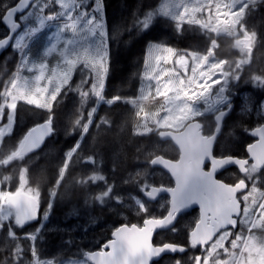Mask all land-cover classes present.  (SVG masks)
I'll use <instances>...</instances> for the list:
<instances>
[{
  "label": "snow or ice",
  "instance_id": "1",
  "mask_svg": "<svg viewBox=\"0 0 264 264\" xmlns=\"http://www.w3.org/2000/svg\"><path fill=\"white\" fill-rule=\"evenodd\" d=\"M241 3L242 0H207L206 4L197 3L191 7L185 5L184 10L174 15L168 23L177 31H183L182 26L187 23L199 25L207 33L224 32L232 36L237 34L239 25L245 22V10L264 5V0H250L237 12L236 9ZM56 5H59L62 11H58ZM103 9V0H94V3L90 4H86L85 0H16L14 4L0 0V24H4L8 30L7 38H0V49L10 44L14 51L18 50L20 53L18 67L32 72L37 66L27 67L30 62L29 41L38 40L43 34L42 29L50 30L55 27L56 31L47 38L43 56L59 51L63 64L59 72L53 68L50 75H45L48 65L41 63L38 66L39 74L35 75L34 81L25 79L21 83L10 78L4 83V89L0 92V98L3 99V103H0V123L3 125L0 127V139H3L6 133L12 132L16 110L21 101L26 105H34L35 109L46 111L39 114L42 123H35L19 139L18 145L9 147L0 154V165L9 166L13 161H23L28 154L41 148L46 137L49 138L56 132V109L62 103L66 92L78 91L81 109L93 97L96 104L113 105L123 100L119 94L110 99L106 98L110 62L109 36L105 31ZM205 9L207 20L202 19ZM138 13L139 9L132 12L130 26L126 31L135 28L136 34L141 35L154 24H159V20L153 23V16L158 14L155 8L144 12L143 19ZM165 15L169 14L165 12ZM247 30L245 26L244 40L238 42L245 46L250 45L254 39L247 35ZM68 33H71V37L62 39V34ZM97 35L99 39L95 41L94 47L84 48L83 52L76 50L75 46H78L79 41ZM115 38L116 35L111 36V39ZM208 39L211 41V47L203 55L195 51L182 52L174 47H165L161 41L148 40L144 60L148 70L144 72L143 78L155 81V96L163 98V102L156 101L153 104L155 111L148 112L141 107L136 112L137 117L143 113V123L138 124L134 130L136 135L145 136L155 131L160 138H171L178 145L188 147V155L194 161L190 175L183 170L177 171L166 158H153L156 154L149 152L142 166L148 170L137 171L134 175L129 174L124 178L122 185L127 187L105 184L99 189V195H95L92 191L93 184L106 178L99 174L96 167L89 168L88 162L80 155L83 151L82 141H86L90 127L95 123L97 108L93 107L86 117L75 120V126L81 130V139H76L74 146L67 149L54 179L48 181L51 187L47 199L40 181L36 182L35 188L28 186L27 165L18 168L19 187H16L15 191L0 190V236L4 237L5 242L9 238L13 242L17 240L18 235L14 228H24L28 222L39 223L41 213L43 219L47 220L55 207L56 199H71L75 187L84 191L85 205H110L117 215L127 206L129 211L142 220V225L123 223L114 227L112 238L101 246L113 251L104 254L80 249L72 252L70 246L73 242L66 241L68 251L50 259L48 264H88L89 261L92 264H120L115 258V253H126L130 242L137 246L133 249V254L127 256L124 264H154L155 260L163 256L171 257L170 264H264V203L259 202L264 199V191H261L264 189V178L258 177L260 171L264 170V117L257 121L256 126L245 129L251 136L258 137L255 143L247 145V156L234 157L227 151L214 155L211 151L212 170L207 171L209 162L206 157L222 133L225 118L234 111L232 82H238L244 71L240 65L233 70L228 60L215 59L214 49L217 42L211 35ZM125 43L130 44L131 41ZM77 69L81 79L73 88L71 81ZM250 80L264 85V74L254 73ZM213 94L214 104L222 105V108L209 104V98ZM150 97L151 93L146 95L141 89L137 99L124 102L135 105L141 100H149ZM201 100L205 102L203 110L196 106ZM256 103L260 110H264V100H258ZM248 104L249 101L245 100L241 105L242 110H247ZM225 108L227 112L223 110ZM210 110L214 113L217 125L215 136L211 138L202 134L204 124L202 119H198L206 118V113ZM77 116H80L79 112ZM105 121L107 124L112 123L107 117H101V124L97 127ZM138 151L143 152L146 149ZM92 160L93 157L88 156V161ZM200 160L204 161V171H201L200 164L196 162ZM231 165L238 168L239 174L230 173L235 181L230 184L218 178V173ZM161 167L170 173L171 181L175 178V187L171 182L156 184L150 178L151 171ZM77 168L81 170L77 172ZM89 172L92 174L89 175ZM69 177L71 179L65 184ZM11 178L4 177L5 180ZM61 187L64 188L63 192L60 191ZM121 189H135L142 196L138 198L132 191L121 192ZM245 193L252 196L251 206L247 204L249 196L244 195ZM164 194H167L166 199ZM157 205L163 211H157ZM196 205L199 206L198 214L182 227L181 218L187 210L196 212ZM236 213L238 214L234 215ZM253 216L254 220L251 218ZM237 229L240 231H236ZM244 229L248 230L249 235H244ZM257 229L260 230V238L252 234ZM40 231L41 228L36 227L25 235L24 239L35 241L37 236L34 233ZM180 232H185L183 242L167 238V234L175 236ZM154 233L165 234V237L157 241L154 239ZM3 251L0 264H10V261L11 264H21V261L33 264V255L37 260L45 259L35 246L31 247L30 254L27 249L18 247L19 255L16 257H13L8 248Z\"/></svg>",
  "mask_w": 264,
  "mask_h": 264
},
{
  "label": "trees",
  "instance_id": "2",
  "mask_svg": "<svg viewBox=\"0 0 264 264\" xmlns=\"http://www.w3.org/2000/svg\"><path fill=\"white\" fill-rule=\"evenodd\" d=\"M7 2L14 4L16 0H7ZM103 3L106 10L109 9L112 14L111 20L114 19L116 22L115 34L120 36V33L127 32L126 29L130 26L133 11L139 9L138 15L143 19L144 12L150 11L152 8H155L158 13L162 0H103ZM157 15H154L153 18ZM157 20L164 21L167 25L154 24L141 35H137L135 28H133L132 31H129L128 35L130 36L128 37L134 40L135 43L126 52H119L116 58L111 61L108 86L105 90L106 98L110 99L112 96L119 94L123 100L113 105L96 104L93 97L81 109L78 91L66 92L62 98V103L56 109V132L47 140L43 148L26 156L21 164H17L15 161L9 166H0V180L4 181V187H9L11 190L14 189L17 186L16 174L18 168H23L27 165L29 168L26 176L29 181L28 186L35 188L37 186L36 182L40 181L41 189L45 199H47L49 188L51 187L48 181L54 179L58 165L67 149L74 146L76 139H81V130L78 126H75V120L86 117L87 112L91 111L93 107L97 108V113L94 116L95 123L90 127L86 141H82L83 151L80 155L88 162L89 168L96 167L99 169V174L106 178L104 181H98L93 184L92 191L95 195H99V189L103 188L105 184L122 185L123 179L128 177L129 174L134 175L136 171H147L148 169H144L142 166L144 158L149 152H154L156 155H163L170 159L178 157L175 147L169 142L160 141L157 133L145 136L135 134L134 130L142 122L143 117V113H141L140 117H137L136 112L141 107H144L145 111L148 112L155 111L156 108L153 107V104L156 102L149 101L133 105L125 103L124 100L138 98L145 66L146 43L149 39L161 41L169 47L204 53L211 43L208 39L210 34L204 35L198 30L197 26L187 24H183V31H177L169 25L168 21H171L170 19L157 16L153 23ZM243 24L248 29L247 34L254 37L250 57L251 63L242 66L244 69L243 76L238 82H232L231 91L232 99L235 98V94L238 95L236 98L238 105L243 100H248L250 112H254L258 108L256 102L260 98L264 100V91L260 89L261 85L250 80L254 73L264 74V5L253 10L249 9ZM6 33V29L0 24V38L4 37ZM211 36L218 42V47L214 50V56L219 59H228L231 68L236 70L237 57H241L240 51L237 53V51L233 52L230 49V38L225 36L214 37L212 34ZM129 38H127V41ZM19 60L18 52L12 48L0 56V92L4 89V83L9 81L15 73ZM80 79L81 76L77 77V73L73 76L71 81L73 88L79 84ZM25 110L27 114L36 116V118L30 121L31 117L22 116ZM42 112L44 111L21 102L16 110L14 130L10 136H6L3 139L0 154L5 152L7 148L18 145L19 139L22 138L27 130L35 123L42 121L39 118V114ZM77 112L80 113L79 117ZM101 117H107L112 123L107 124V121H105L98 128L97 125L101 124ZM236 117L237 120L231 117L226 118L223 127L224 137L229 136V128L232 126L247 128L254 126L253 124L257 121L254 115L248 119L242 115H236ZM204 119H207L204 120V128L205 133H208L214 128L213 116H207ZM238 135L240 136L241 132H238ZM226 142L237 144L234 140ZM138 149H146V151L141 152ZM216 152L219 153V149H216ZM88 156H92L93 160L88 161ZM14 165L18 167H12ZM135 165H141V167H135ZM80 170V168H77V172ZM153 171L157 172V175L151 179L156 184L171 182L162 171L153 169L151 173ZM13 173H15L14 176ZM91 174L89 172V175ZM5 176L12 178L5 180ZM69 179L71 177L65 180V184L68 183ZM122 186L127 187V185ZM60 191L63 192L64 188L61 187ZM120 191H132L140 195L135 189H121ZM84 199V191L75 187L72 190L71 199L61 200L57 198L55 207L51 210L41 231L34 233L37 239L35 241L24 239L25 235L32 232L34 228L39 227L40 224L37 222L24 229H16L17 240L11 246H8L7 243L0 248V258L4 255L3 250L5 248L10 249L13 257H16L19 255L18 247L27 249L30 254L31 247L35 246L39 249L43 258L46 260L54 259L58 255H62L63 252L68 251L65 242L69 240L73 242L70 246L72 252H76L77 249L81 251L97 250L110 238L114 227L123 223L142 222L132 211L128 210L127 206L120 212L122 215H117L114 214V210L110 208V205L101 206L99 203L94 206L85 205ZM46 206L45 203L44 207ZM39 219L41 222L43 221L42 213ZM98 220L102 221V223L106 222L109 225L108 228H95V231H93L94 226L99 225ZM65 226H71L74 232L72 234L71 230H64L63 232ZM88 230H91V233H86ZM31 259L33 261L36 257L33 255ZM21 264H28V261H21Z\"/></svg>",
  "mask_w": 264,
  "mask_h": 264
},
{
  "label": "rangeland",
  "instance_id": "3",
  "mask_svg": "<svg viewBox=\"0 0 264 264\" xmlns=\"http://www.w3.org/2000/svg\"><path fill=\"white\" fill-rule=\"evenodd\" d=\"M224 2H231V0H224ZM249 2H250V0H242V3L238 6L236 11L239 12L240 9L243 8L244 5L248 4ZM85 3L86 4L94 3V0H85ZM197 3L206 4L207 0H162V3H161V5L158 8V15L157 16H159L160 18H167V19L172 20V17L174 15H176L179 12L184 10V6L185 5L191 7V6H193V5L197 4ZM55 7H56V9L58 11H62V9L59 8V5H56ZM249 9H251V8H249ZM249 9L245 10V15L248 13ZM165 12H167L169 15L166 16ZM103 13H104V19H105V31H106L107 35L109 36V62L111 64L112 59L114 60L116 58V55H118L119 52H126L127 50H129L130 47L132 46V44L135 43V41L128 37V36H130V35H128L129 31L120 33V36L118 34H115V32H116V22H115L114 19L111 20L110 17H112V14L109 12V9L106 10L105 6H104V9H103ZM197 15L199 16L200 14H197ZM156 17L153 18V22L155 21ZM202 19H204V20L208 19L207 10L206 9H205V12H204V14L202 16ZM159 24L161 26L167 25L166 22H164V21H159ZM184 24H187V23H184ZM187 25H189V24H187ZM242 25L243 24L239 25V28L237 30V34L232 35V36H229V35H227L224 32L207 33L206 30L202 29L199 25L192 24L191 26H197L198 30L200 32H202L204 35H206V34H210L211 35L212 34V35H214V37H220V36H222L224 34L225 37H228V38L231 39V41H230V47L231 48L230 49L233 52H236L237 50L241 51L240 53L242 55L243 61L245 62L247 60V51H246L245 48L243 49L241 47V44L238 43L239 41H243L244 37H245V32H243L240 29ZM54 31H56L55 27H52L50 30L47 29V28L46 29H42V33L43 34L40 36V38L38 40L37 39H33V40L29 41V43H30V54H29L30 62L28 63L27 67H33V65H36L37 67L33 68L32 72H28L26 70V68H24V67H17L15 73L11 77L12 79H17L21 83H23L25 79L29 80L30 82L34 81L35 75L39 74L38 66L41 63H44V64L48 65V70L46 71L45 75H50L51 74V70L53 68H56L57 71L59 72L60 68L63 67V64L61 63V59L62 58H61V56L59 54V51L53 52V53H51L50 55H48L46 57L43 56V49H44V47L47 44V38ZM112 35H116V38L115 39H111ZM70 37H71V33L62 34V39H68ZM127 38H129L128 41H131L130 44L125 43L127 41ZM97 39H99L98 35L96 37L88 36L85 40L79 41L78 46H75L76 50L83 52L84 48H92V47H94L95 41ZM14 42L15 41L13 40V43ZM164 46L165 47H169V46H166V45H164ZM175 49H177V48H175ZM177 50L182 51V52H184V51L192 52L190 50H185V49L184 50L177 49ZM16 51L18 52V54L20 56L19 51L18 50H16ZM146 55H147V51H146ZM201 55H203V54H201ZM189 61L191 62V58L190 57H189ZM19 64H20V60H19ZM169 67H170V65H169ZM147 70L148 69L144 66L143 74ZM76 73H77V77L81 76V74H80L78 69L74 71L73 76ZM188 74L189 75L191 74L190 68H189ZM141 89L144 90V93L146 95L151 93V97H150L149 100H141V101H139V103L143 104V103H146V102H149V101L150 102L159 101L161 103L163 102V98L155 96V81H148V80L143 78V75H142V83H141V86H140V89H139L138 97L141 94ZM214 99H215V95L213 94V96L209 98V104L213 105L214 107H221V105H215L214 104ZM0 103H3V99L2 98H0ZM30 106L35 107L34 105H30ZM196 106L198 108H200L201 110H203L204 107H205V102L203 100H201ZM42 111H46V110H42ZM245 111H250V104H248L247 110H245ZM259 111L261 112V111H264V110H259ZM5 112H7V110H5ZM217 112H218V109H217ZM210 114L214 115V113L210 110L208 113H206V116H209ZM23 115H25V116L27 115L26 117H31L30 121L33 120L34 118H36V116H31L30 114H27L26 110L23 111L22 116ZM205 120H207V119H205ZM4 122H6V120ZM142 123H143V120H142V122L140 124H142ZM14 124H15V120H14ZM14 124H13V130H14ZM2 126H3L2 123H0V127H2ZM13 130H12V132H13ZM11 133H6L5 137L6 136H10ZM153 133H157V132L153 131ZM3 139H0V149H1V144H2ZM161 147H162V145H161ZM163 147H164V145H163ZM13 162H15V161H13ZM21 162L22 161L17 160L15 163L21 164ZM155 175H157V172L153 171L151 173L150 178L154 177ZM16 180H17V187H19V171L16 174ZM3 185H4V181L0 180V190L6 191L7 189H9L7 187H3ZM136 192H138V191H136ZM133 194H136L138 196V198H141V196H142V194H140V195H138L137 193H133ZM165 199H166V197H165ZM153 208H155V204H153ZM156 210L157 211H163L162 209H160L158 207V205L156 206ZM120 215H122V214H120ZM98 221H99L98 224L102 226V221H100V220H98ZM5 223H7V222H5ZM13 223H14V219H13ZM45 223H46V220L43 219L42 222L41 221L39 222V224H40L39 227L42 228ZM99 225H95L93 231H95V228H97V229H106L109 226V225H107L106 222L104 223V225L102 227L99 226ZM16 229H20V228H18V227L14 228V231ZM64 230H71V234H72V232H74V229L71 226H65L64 229H63V232H64ZM86 233H91V230L90 231L88 230ZM9 240H8L9 242L8 241L5 242L4 237L0 236V248L5 246L7 243H8V246H11L12 244L15 243V242L11 241L10 238H9ZM49 260H46V259H44V260H36V261L33 262V264H48Z\"/></svg>",
  "mask_w": 264,
  "mask_h": 264
},
{
  "label": "flooded vegetation",
  "instance_id": "4",
  "mask_svg": "<svg viewBox=\"0 0 264 264\" xmlns=\"http://www.w3.org/2000/svg\"><path fill=\"white\" fill-rule=\"evenodd\" d=\"M241 28L243 29V27H241ZM243 46L245 48L248 47V46H245V45H243ZM249 49L250 48H248V50ZM262 90L264 91V85H263ZM237 96L238 95L235 94V98L232 99V102L234 104V111H232V112L229 113V115L227 116L228 118H230V117L231 118H236V120H237L236 115H240V116L242 115V116H244V117H246L248 119V118H252V116L254 115L255 116L254 118H256L257 121H260L262 119L261 116L264 117V114L258 111L259 108H257V110L254 111V112L242 110L241 105L243 104L244 100H243L242 103H240L238 105V103L236 101ZM221 108H222V106H221ZM246 108H247V106H246ZM223 110H226V108L223 109ZM226 118H225V120H226ZM225 120H224V122H225ZM257 121H256L255 124H253L254 126H256ZM254 126H249L247 128L254 127ZM247 128L246 127H240L239 128V127L232 126V127L229 128L230 134H229L228 137H224L223 136V131H224V128H223L222 129V133L220 134V136L218 137V139L216 141V144L214 145V155H219L221 153V151H227L229 154H231L234 157H244V156H247V152H246L247 145L250 144V143H255L258 140V138L251 136L249 134V132L245 131V129H247ZM203 131H205L204 130V127H203ZM213 132H214V130H210L208 133H205L204 132V135L206 137H209V136H211L213 134ZM238 132H241V135L240 136L238 135ZM228 140L229 141L234 140V141H236L237 144H231L230 142H226ZM216 149H219V153L216 152ZM177 152H178V157H179V151L177 150ZM178 157L176 159H178ZM176 159H174V160H176ZM209 168H210V165H208L207 171L209 170ZM230 173H237V174H239L238 173V168L235 167V166H232V167H229L227 169H224V170H222V171H220L218 173V178L224 179L226 182H229L230 184L231 183H235L234 179L230 176ZM258 177L259 178H264V170H261L260 171V173L258 174ZM170 181H171V179H170ZM171 184L173 186V182L172 181H171ZM261 191H264V189H261ZM244 195H248L249 196V199L247 201V204L249 206H251L252 205V196H251V194L245 193ZM259 202L260 203H264V199H260ZM195 208H196V212L193 211V210H187V212L183 215V217L181 218V220H182V227L183 226H186L188 224V222L192 221L196 217V215L199 212V206L196 205ZM257 210H259L258 209V206H257ZM237 214L238 213H236L234 215H237ZM254 215H258V213H254ZM251 218L253 220L255 219L254 216L251 217ZM104 223L105 222L102 223V226L104 225ZM99 226H101V225H99ZM236 231H240V229H237ZM243 231H244V235L245 236L249 235V232H248L247 229H244ZM185 232H186V229H185ZM185 232H180V234L175 235V236H172L171 234H167V238L168 239H175L178 242H183ZM252 234L255 235V236H257V238H260V236H261V233H260V230L259 229L254 230ZM164 237H165V234H161V235H156L155 234L154 235V239L157 240V241L160 240V239H163ZM245 256H247V254H245ZM170 259H171V257H169V256H163V257L159 258L157 261H154V264H170V262H169Z\"/></svg>",
  "mask_w": 264,
  "mask_h": 264
},
{
  "label": "water",
  "instance_id": "5",
  "mask_svg": "<svg viewBox=\"0 0 264 264\" xmlns=\"http://www.w3.org/2000/svg\"><path fill=\"white\" fill-rule=\"evenodd\" d=\"M14 19H15V17H14ZM3 26H4V24H3ZM5 27V26H4ZM6 28V27H5ZM8 31V30H7ZM3 38H7V36H5V37H3ZM11 47V45L9 44V46H5V48H3V49H0V56H2V54L3 53H5L9 48ZM228 111V110H227ZM226 111V112H227ZM216 127H217V125H216ZM159 136V135H158ZM213 136H215V132H214V134L212 135V136H210L209 138H211V137H213ZM51 137V136H50ZM49 137V138H50ZM160 138V137H159ZM258 138V137H257ZM162 141H170V142H172V144L179 150V152H180V156H179V159H177V160H170V159H167V160H169L170 161V163L172 164V166L174 167V168H176V170L177 171H181V170H183L185 173H188L189 175H190V172H191V169H192V166H193V163H194V161L189 157V155H188V151H189V149H188V147L187 146H185V147H182L181 145H178L173 139H171V138H168V139H163V138H160ZM48 140V138L46 137V141ZM46 141H45V143H46ZM215 142H216V140H215ZM215 142H214V145H215ZM44 143V144H45ZM43 144V145H44ZM43 145L41 146V147H43ZM41 149V148H40ZM39 150V149H38ZM38 150H34L33 152H35V151H38ZM193 150H195V149H193ZM214 150V146H213V148L212 149H210V152H209V155L206 157V160L209 162V164H210V170L209 171H211L212 170V166H211V159H212V156H211V151H213ZM157 157H159V158H164L163 156H161V155H157V156H155V157H153V158H157ZM196 162H198L199 164H200V168H201V171H204V169H203V163H204V161L203 160H200V161H196ZM231 166H235V165H231ZM230 167V166H229ZM228 168V167H227ZM160 169H162V167L160 168ZM164 172H166L167 173V171L166 170H164V169H162ZM222 171V170H221ZM169 176H170V173H167ZM172 181H173V183H174V186L173 187H175V178L173 177L172 178ZM164 195H167V194H164ZM32 223H34V222H28L26 225H29V224H32ZM155 234V233H154ZM112 238V237H111ZM137 245L135 244V243H132V242H130L129 243V245H128V248H127V251H126V253H121V252H119V251H117L116 253H115V258L116 259H118L119 261H120V264H124V262H125V260L127 259V256H130V255H132L133 254V249L136 247ZM113 251V249H111V248H108V249H104V248H102V250H100V251H93L92 253H100V254H104V253H106V252H112ZM158 260V259H157ZM157 260H155V261H157ZM89 263L90 264H92V262H90L89 261Z\"/></svg>",
  "mask_w": 264,
  "mask_h": 264
}]
</instances>
